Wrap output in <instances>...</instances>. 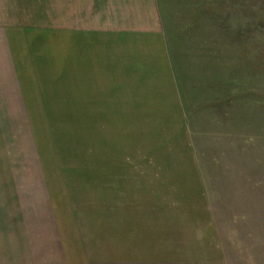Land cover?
<instances>
[{"label": "crops", "instance_id": "crops-1", "mask_svg": "<svg viewBox=\"0 0 264 264\" xmlns=\"http://www.w3.org/2000/svg\"><path fill=\"white\" fill-rule=\"evenodd\" d=\"M178 101L158 0H0V264H225L201 168L129 166L111 138V113L121 133ZM67 111L119 166L49 165L43 114Z\"/></svg>", "mask_w": 264, "mask_h": 264}, {"label": "rangeland", "instance_id": "rangeland-1", "mask_svg": "<svg viewBox=\"0 0 264 264\" xmlns=\"http://www.w3.org/2000/svg\"><path fill=\"white\" fill-rule=\"evenodd\" d=\"M158 1L180 101L128 113L122 134L111 113V138L126 136L129 166H199L225 264H264V0ZM46 116L55 124L43 145L49 165L119 166L98 155L104 145L87 112Z\"/></svg>", "mask_w": 264, "mask_h": 264}]
</instances>
